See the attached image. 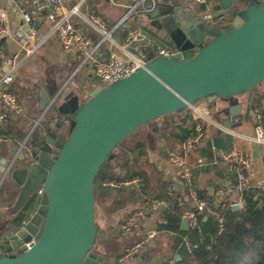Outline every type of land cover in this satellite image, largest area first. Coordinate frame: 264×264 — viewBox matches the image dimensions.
I'll return each instance as SVG.
<instances>
[{
    "label": "water",
    "instance_id": "obj_1",
    "mask_svg": "<svg viewBox=\"0 0 264 264\" xmlns=\"http://www.w3.org/2000/svg\"><path fill=\"white\" fill-rule=\"evenodd\" d=\"M211 3L213 14L228 16L227 24L209 25L199 10L180 5L161 16L154 13L160 16L163 36L183 54L195 48L193 56L159 58L152 53L145 68L108 87H96L83 103L68 90L61 105L57 98L47 102L52 105L46 117L55 123L31 141L34 162L8 172L6 160L0 161V173L23 184L16 211L23 210L40 187L44 190L31 219L0 243V264H103V255L96 251L100 229L94 184L121 143L151 125L158 133L163 117L202 101L233 104L236 97L264 84V0ZM258 200L262 207L264 195ZM232 209L239 211L240 206ZM181 227L190 230L186 220ZM33 236L36 243L26 249Z\"/></svg>",
    "mask_w": 264,
    "mask_h": 264
},
{
    "label": "crops",
    "instance_id": "obj_2",
    "mask_svg": "<svg viewBox=\"0 0 264 264\" xmlns=\"http://www.w3.org/2000/svg\"><path fill=\"white\" fill-rule=\"evenodd\" d=\"M134 1L137 0H123L120 7L113 8L107 6L104 0H87L85 5L80 8V14L73 17V23L76 28L88 35L94 42H97L99 41V34L89 25L86 19L91 15L99 16L106 22L108 28L113 30L115 25L123 18L126 12V5ZM156 1H158L156 12H159L160 16L165 11L179 5L190 7L189 9L193 11L200 9L192 0ZM75 3V0H66L67 8L73 7ZM0 7L6 9L8 12L9 26L12 30L21 28L28 34L33 30L37 35V40L42 39V37L48 34L50 25L45 19L46 16L33 10L31 0H0ZM24 13H27L32 18L30 24L24 22ZM154 15V13L152 15H131L128 21L116 30H113L112 37L120 45H123L125 31L127 32L132 28L142 30L150 38V42L149 44L137 45L134 51L144 58L152 55L154 47H173L179 50V47L172 40L163 36V31L158 28L160 16L155 17ZM2 41L4 42L5 53L12 55L19 53V46L14 39L7 38ZM196 51L195 48L190 49L184 55H193ZM100 52L105 57L110 52L119 53V49L103 44L100 47ZM73 56L72 51L65 52L62 49L59 40L55 36H50L42 43L38 51L29 59L27 58L20 66L19 73H17L15 82L12 85V91L18 96L20 102L25 107L26 113L23 119L9 114L8 118L0 125V161L6 160V167L14 158H17L14 167L20 169L28 168L34 162L31 141L40 139L49 126L55 123V118L45 117L44 120L37 124L38 117L42 113L41 111L48 105L47 102L60 92L66 82H68L67 90L74 92L79 97L81 103L89 97L93 89L99 86L90 68H84L76 72L78 62ZM262 86L247 94L236 97L233 104L231 101L218 99L214 103L202 101L197 105L206 106L216 122L232 129V131L234 130L235 134L233 135L223 134L215 128L208 127V135L206 136L213 144L218 134L220 136H230L232 138L231 147L222 152L236 151L241 154L250 155L255 162V181L260 183V186L257 188H262L264 192V167L259 162L261 148L257 144H250L245 138L254 135V128L257 124L255 115L257 113L261 114L257 108H251V102L258 97L262 98V90H260ZM65 92L61 93L57 98V104L61 105L64 102L62 95ZM233 106H236L234 116L230 113ZM186 111L190 116L186 120L185 115L180 113L163 117L160 120L163 126L159 128L158 133L153 132L155 125H151L150 128H143L148 152L142 158L139 167L150 183L149 189L141 184L139 186L138 184H129L115 190L104 187L103 183H97L95 195L98 206L97 222L100 233L96 251L100 255H103V264H158L165 258H172L175 262L181 260L179 250L182 245L179 246V243L176 241L177 234L172 232H160L150 246L145 247L138 255L128 258L123 257L126 250L144 235L152 218L156 220L158 227V223L163 221L166 209H163L151 218L146 217L142 219L138 230L131 234H123L118 228L129 213H133L138 209L145 199L152 198V196L161 192L163 193V189L167 185L177 188L181 191L185 201L187 203L190 202L188 187L177 179L174 168L165 161L164 156H161V153H164L167 149L175 148L183 141L184 131L192 129L191 133L193 132L195 122L191 118V109L189 108ZM67 131L66 125L60 133L62 136H65ZM23 144L25 147H23ZM22 154L25 156L24 160L21 159ZM200 156L203 157L206 165L203 168L194 170V181L199 188V194L202 198L208 197L211 191L220 185L226 183L233 185L236 182V165L233 162L225 163L221 159H218L217 163L213 164L215 159L210 149L195 153L191 157V161L193 162ZM151 164L156 169L158 165L161 171L156 180L151 175ZM116 171L119 172V170ZM121 175L124 176L125 172L122 171ZM2 178L3 174L0 173V181H2L0 185V243L4 242L5 239L18 230L15 220L20 211H16L14 206L23 187V184L14 178H5L4 180ZM18 178L20 180L23 179L22 177ZM38 190L36 191V195H38ZM40 200H42V197ZM172 205H175V203H172ZM38 207L40 206H37L31 212L30 219L38 210ZM179 208L182 210L180 214L182 226L183 219L181 215L184 209L182 207ZM203 219L204 221L208 220L206 217H203ZM187 239V237H183L184 242H187Z\"/></svg>",
    "mask_w": 264,
    "mask_h": 264
},
{
    "label": "built area",
    "instance_id": "obj_3",
    "mask_svg": "<svg viewBox=\"0 0 264 264\" xmlns=\"http://www.w3.org/2000/svg\"><path fill=\"white\" fill-rule=\"evenodd\" d=\"M73 7L67 8L66 0H31L33 10L39 14L45 15L47 23L50 25L48 34L42 39H36V33L32 30L29 34L21 28L12 30L9 26L8 12L0 7V41L3 39H14L19 46V53L12 55L5 52H0L1 68H0V125L9 116L13 114L19 119L25 117V107L20 102L18 96L12 91V85L15 82L16 75L20 66L35 54L42 43L50 36H55L62 47L66 51H72L73 57L78 62L76 72L84 68L92 70L93 77L98 81V85L108 87L120 80L126 79L133 75L137 70L145 68L147 63L146 58L140 57L135 53L134 49L140 44H149L150 38L147 37L142 30L138 28L129 29L126 32L125 41L120 45L113 37L112 32L122 24L129 20L131 15H152L157 10L156 0H137L126 5V12L121 21L115 25L113 30H110L104 20L96 15H91L86 21L99 34V41L94 42L88 35L75 27L73 17L80 14V8L85 5L87 0H75ZM123 0H104L109 7H120ZM149 2V3H148ZM195 5L200 7L199 13L202 20L209 25L215 26L224 25L229 22L227 15H215L211 11V0H192ZM23 20L26 24L32 22V18L27 13L23 14ZM109 44L112 47L119 49V53L110 52L107 56L100 52V47L103 44ZM155 44V42H154ZM180 54L182 59L186 56L178 49L173 47H154V57L173 58ZM8 68V72H3L2 68ZM68 88V82L64 84L60 92L54 97V100L65 92ZM52 102L49 103L44 111L40 114L37 120L39 124L45 119L48 114ZM191 118L195 122L193 132L187 136L175 148L167 149L161 156L175 170L177 179L185 183L189 190L190 202L187 203L182 196L181 191L174 188L172 185H167L164 191L167 198L152 199L147 198L142 205L136 209L124 222L121 223L118 230L123 234H131L138 230L140 222L146 217H153L160 213L163 209H167L172 203L182 207L181 215L183 220H186L188 227L191 230L201 231V218L211 219L216 225L217 235L221 236L224 233L226 225L227 213L234 205H239L241 210H244L245 201L244 195L250 192L251 189L260 186V183L255 181V162L250 155L238 153L236 151L222 152L216 149L214 144L207 139V128H215L223 134H235L234 130L216 122L209 109L206 106L190 107ZM256 125L254 135L245 137L250 144L260 146L259 162L264 167V126L262 125V116L257 113L255 115ZM23 147L25 145L23 144ZM210 149L214 155L213 164L221 159L225 163H234L236 172V182L232 185L223 184L211 191L210 195L202 198L199 194V188L194 181V170L203 168L206 163L203 157L196 158L193 162L191 157L203 150ZM17 158L7 166V171L10 172L14 167ZM7 174L3 175L2 180ZM141 179L135 178L131 181L124 182H108L103 183L104 187L111 189H120L129 184H139ZM2 181H0V185ZM44 195L43 187L38 190V196L41 198ZM156 220L152 218L149 227L144 232V235L130 248L126 250L123 257L128 258L133 255H138L145 247L150 246L154 239L158 236ZM36 243L35 237H32L29 243L26 244V249ZM158 264H176L172 258H165Z\"/></svg>",
    "mask_w": 264,
    "mask_h": 264
},
{
    "label": "trees",
    "instance_id": "obj_4",
    "mask_svg": "<svg viewBox=\"0 0 264 264\" xmlns=\"http://www.w3.org/2000/svg\"><path fill=\"white\" fill-rule=\"evenodd\" d=\"M125 36L126 31L124 32V38ZM0 52H4L3 41H0ZM262 99L264 98L258 97L252 100L251 108H257L261 112L262 125L264 126ZM180 114L185 115V120L190 118L187 111ZM191 130H183V139L191 134ZM231 144L232 138L230 136H220L218 134L214 139V145L219 151H225L228 147H231ZM118 149H120L118 153L114 152L112 158L102 166L95 184L114 181L124 182L140 178L141 182L138 186L141 184L149 189L150 183L139 167L142 158L148 152L145 135L137 131L121 143ZM116 170H119V172ZM122 171L125 172L124 176L121 175ZM165 188L166 186L163 193L154 195L152 198H167L164 193ZM262 190V188L251 189L250 192L244 195V210L234 211L231 209L227 213L225 230L221 236L217 235V228L212 220L204 221L203 217L200 220L202 228L200 232L192 229L183 231L180 219L182 210L176 204L168 207L164 211L163 221L158 223L157 228L159 233L172 232L177 234L176 241L182 247L179 250L181 260L176 264H264V205L259 207L260 201L258 200V196L264 194ZM40 205L39 196L32 195L24 209L18 213L15 225L18 228L21 227L24 222L30 219L31 212ZM131 214L132 212L122 222ZM183 237L188 238L187 242L183 241Z\"/></svg>",
    "mask_w": 264,
    "mask_h": 264
},
{
    "label": "rangeland",
    "instance_id": "obj_5",
    "mask_svg": "<svg viewBox=\"0 0 264 264\" xmlns=\"http://www.w3.org/2000/svg\"><path fill=\"white\" fill-rule=\"evenodd\" d=\"M107 45H109L108 43H107ZM191 56V54H186V57H190ZM260 90H262L261 91V93H262V98H264V85L260 88ZM255 93V92H254ZM259 94V93H258ZM257 95V94H256ZM262 103H263V105H264V99H262ZM139 133L141 134V133H143V128L142 129H140L139 130ZM129 139V138H128ZM125 142V141H124ZM120 149H118L117 151H115V153H118V151H119ZM131 156L129 155V158H130ZM114 162V161H113ZM113 164V163H112ZM163 164V163H162ZM150 170H151V175H153L152 177L156 180L158 177H159V175H160V168H159V166L157 165V169L155 168V166H153L152 164L150 165ZM94 187L95 188H97V184H94Z\"/></svg>",
    "mask_w": 264,
    "mask_h": 264
}]
</instances>
